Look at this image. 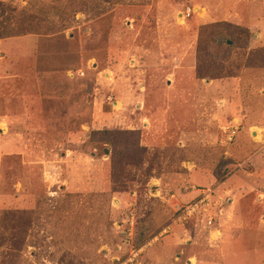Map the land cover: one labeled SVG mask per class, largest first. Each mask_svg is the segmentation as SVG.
<instances>
[{
	"label": "rangeland",
	"instance_id": "rangeland-1",
	"mask_svg": "<svg viewBox=\"0 0 264 264\" xmlns=\"http://www.w3.org/2000/svg\"><path fill=\"white\" fill-rule=\"evenodd\" d=\"M256 1L0 0V264H164L209 216L247 234L228 264H264Z\"/></svg>",
	"mask_w": 264,
	"mask_h": 264
},
{
	"label": "crops",
	"instance_id": "crops-1",
	"mask_svg": "<svg viewBox=\"0 0 264 264\" xmlns=\"http://www.w3.org/2000/svg\"><path fill=\"white\" fill-rule=\"evenodd\" d=\"M244 3H245V6H247V9H249V8H251L254 4H256L257 3V1L256 0H249V2H246V0H244ZM235 5H236V7L235 8H233V10L232 11H230L229 13L231 14V15H240L239 13H237V11L236 10H238V11H240V8H242V6L243 5H240L239 3H237V2H235ZM244 6V9L246 10V7ZM256 6V5H255ZM235 11H236V14H235ZM243 10H241V12H242ZM247 12V11H246ZM242 14L243 15H245L246 16V18H248L247 20L249 21V22H251V21H255L254 20V18H252L253 16H250L249 14V12H247V13H245V12H242ZM236 19H234V21L233 22H235V23H239V22H237V21H235ZM247 20H246V22L244 23V24H248V22H247ZM7 108H9V110H12L13 108H14V105H13V103H9L8 105H7ZM13 111V110H12ZM11 112V111H10ZM260 154V153H259ZM259 154L257 155L258 157H259ZM261 157H262V160H264V152L262 151L261 152ZM258 157H255V159L256 158H258ZM263 169V168H262ZM261 169V170H262ZM247 174H249V176H253L254 174H252V172H249V173H247ZM263 177V176H262ZM225 184V183H224ZM240 185V184H239ZM238 184L236 185V186H239ZM250 186H252V183L250 184ZM246 187V188H245ZM244 188H243V190L245 191V192H247L249 189L247 188L248 186H245ZM239 188V187H238ZM206 189H208V188H197V186H195V188H193V189H191V191L190 192H192V195H194L195 194V196L198 194V193H201V194H203V192L206 190ZM236 189H237V187H236ZM241 190V189H240ZM249 193V192H248ZM187 194H189V192L188 193H185L184 195H183V193H182V195L181 196H186ZM201 194H200V196H201ZM261 195H263L264 196V194H262L261 193ZM194 196V197H195ZM209 196H212L211 195V192H210V195ZM180 197V196H179ZM178 197V199H179V201L180 202H183V200L182 199H180ZM213 197V196H212ZM261 197H259V199H260ZM257 199H258V197H257ZM229 201V202H228ZM228 201L226 202V204H223V205H221L220 204V206H218V207H216V210H219L220 211V215H222V213H225L224 211H226V209H228V208H232L233 207V211H234V215H236L235 213V210H237V209H239V205H237L236 206V208H235V206H234V204H233V201H232V198H229L228 199ZM260 202H264V201H262V199H261V201ZM243 205V204H242ZM261 206V205H260ZM254 209V206H252V205H247V208L245 207V205H243V210H242V212H243V216L244 217H250L251 219H252V217L250 216V212L252 211ZM224 210V211H223ZM263 211H264V209H263ZM217 215H219L218 213H217ZM219 215V216H220ZM180 217L181 216H175L174 218H173V223H171L172 225H175V224H177L178 223V221H177V218H179L180 219ZM238 215H236V217H235V219H234V221L235 222H241V220L240 219H242L241 217H239ZM247 218V220H249ZM253 219H258V217H254L253 216ZM262 219V218H261ZM219 220H222V219H219ZM246 220V222H248ZM263 220V219H262ZM227 221V220H226ZM229 221H233V218H232V220H229ZM258 221V220H257ZM264 221V220H263ZM171 225V226H172ZM178 225V224H177ZM215 225H216V223L214 222H212V224H210L208 227L209 228H207L206 230H204V232L203 233H201V232H197L196 230H194L195 231V233L193 232H191L192 233V236H191V233L189 234V236H183V238H186L185 240V243L183 244V243H180V242H183V241H181V240H183V238L181 237V235H183V234H181L180 236H178V241L176 242V240H174V239H172L173 241H174V243L172 244V245H170L169 247L167 246V248H173V249H171L172 251H174L175 253H173V254H171L170 255V258L172 259L170 262H165L164 264H192V260L193 259H195L196 258V260L197 261H201L198 257H200L196 252H194V251H199L200 252V254H208V256L207 257H209V254H211V253H213V252H216L214 255H211L213 258H214V256H217V254L218 253H220L221 252V254L223 253V255H224V257H223V261H221V258L219 259L218 258V260H216V259H211V258H208L207 259V262L205 263V262H201V263H199V264H212V263H218V264H228L229 263V257L231 256V253H232V251H237V249H238V245L244 240V238H246V235L244 236V238H240L239 237V235L238 236H234V234L233 233H237L236 231L238 230V228H236V229H234V230H230L229 231V233H228V235L226 234V232H224L225 230L222 228V227H215ZM171 226H169V227H171ZM175 230H177L178 232L177 233H181L180 231V228H175ZM214 232L215 233H219L218 235H215L216 237H214ZM233 232V233H232ZM177 233L175 234V237L177 238ZM188 235V234H187ZM221 236H222V242H220V245H219V247L218 246H216V245H214V246H212L211 245V237L212 238H221ZM194 238L192 241H191V238ZM196 239V240H195ZM172 251H170V252H172ZM224 251H226L225 253H224ZM210 256V257H211ZM182 258H184V259H182ZM210 259V260H209ZM183 260V261H182Z\"/></svg>",
	"mask_w": 264,
	"mask_h": 264
},
{
	"label": "built area",
	"instance_id": "built-area-1",
	"mask_svg": "<svg viewBox=\"0 0 264 264\" xmlns=\"http://www.w3.org/2000/svg\"><path fill=\"white\" fill-rule=\"evenodd\" d=\"M209 195H210V191L208 189H206L203 192V194H201V196L195 201V203L194 202H192L193 204L188 203L186 205L185 210H184V211H186V214L189 215V214L195 213L197 209L198 210L201 209L200 207L203 208V206H204L203 204L209 205ZM208 223L212 224V217H210V216L208 217ZM132 259H133L132 257H129L128 260H126V264H129V263L134 264Z\"/></svg>",
	"mask_w": 264,
	"mask_h": 264
},
{
	"label": "trees",
	"instance_id": "trees-1",
	"mask_svg": "<svg viewBox=\"0 0 264 264\" xmlns=\"http://www.w3.org/2000/svg\"><path fill=\"white\" fill-rule=\"evenodd\" d=\"M230 41H231V42H229V43H230V44H232V43H233V40H232V39H230ZM207 68H210V67H207ZM121 130H122V129H121ZM124 130H128V131L135 132V130H136V129H134V130H132V129H131V130H130V129H124ZM140 144H141V143H140ZM141 146H142V145H141ZM126 162H127V161H126V160H124V162H122V163H121V165H122V164H126ZM128 163H130V162H128ZM202 189H203V188H202Z\"/></svg>",
	"mask_w": 264,
	"mask_h": 264
}]
</instances>
